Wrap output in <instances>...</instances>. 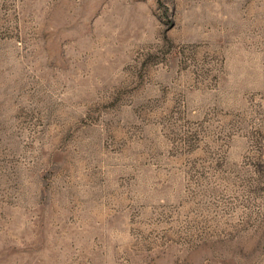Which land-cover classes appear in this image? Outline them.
<instances>
[{"label": "rangeland", "instance_id": "rangeland-1", "mask_svg": "<svg viewBox=\"0 0 264 264\" xmlns=\"http://www.w3.org/2000/svg\"><path fill=\"white\" fill-rule=\"evenodd\" d=\"M0 264H264V0H0Z\"/></svg>", "mask_w": 264, "mask_h": 264}]
</instances>
